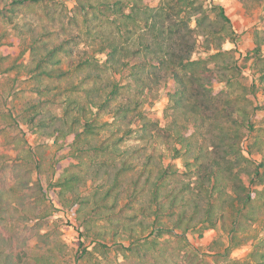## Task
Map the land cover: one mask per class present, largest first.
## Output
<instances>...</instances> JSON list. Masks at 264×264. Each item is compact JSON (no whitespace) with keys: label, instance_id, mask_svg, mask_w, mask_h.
Returning <instances> with one entry per match:
<instances>
[{"label":"trees","instance_id":"16d2710c","mask_svg":"<svg viewBox=\"0 0 264 264\" xmlns=\"http://www.w3.org/2000/svg\"><path fill=\"white\" fill-rule=\"evenodd\" d=\"M240 3L264 26V0ZM255 36L243 55L217 0H0V66L34 93L18 113L0 104V264H264ZM167 86L161 124L150 109ZM25 129L52 142L49 159ZM210 229L207 247L190 241Z\"/></svg>","mask_w":264,"mask_h":264},{"label":"rangeland","instance_id":"374dc122","mask_svg":"<svg viewBox=\"0 0 264 264\" xmlns=\"http://www.w3.org/2000/svg\"><path fill=\"white\" fill-rule=\"evenodd\" d=\"M156 3L159 0H155ZM206 1V5L210 6L212 0H204ZM222 2L225 6L227 14L233 20V24L239 32V39L237 43V49L244 55V51L248 48H253L255 46L256 34L260 37H264V26L261 22L262 10L254 9L251 11H244L240 0H217L218 3ZM70 7L73 6L72 2H68ZM12 32L9 33L3 39V42L10 41L12 39ZM227 48L234 47L233 44L226 45ZM264 48V46H263ZM18 50H13V54L15 56L18 55ZM201 51L197 52V55H202ZM5 66H0V104L4 105L7 108L12 109L14 113H18L23 104L31 97H34V93L31 91V84L24 76H17L15 71L6 72L4 70ZM246 77L249 81H252L251 71L246 70ZM216 89H220V85L215 86ZM169 91V87H163L161 89V95L159 101L156 102L154 106L151 107V114L156 119L160 121L161 124L165 123L164 120V111L168 105V97L167 93ZM255 105L259 108L257 111L255 120L259 123L264 118V95L259 94L255 99ZM3 123L0 124V127H3ZM28 132V138L30 143L33 146H40L41 150L44 151L46 157L49 159L53 155L52 142L47 140H39L35 135ZM2 143H4L2 141ZM6 143V140H5ZM57 210L53 216L54 224L59 226V229L62 233L63 240L69 246L72 253L77 257L79 252L77 250L80 246V235L77 229L76 223L73 217L67 213L61 206L56 205ZM52 222V223H53ZM257 233L259 237H264V223L260 226H257ZM218 235V232L215 230H208L205 232L203 238H199L198 234L193 233L189 236L190 241L196 246L207 247L214 238ZM87 246H89L88 250H92V244L87 242ZM250 245H246L235 249L233 251L232 257L235 259H245L250 252ZM74 257L72 259H74ZM109 260L115 261V255H110ZM120 260V257H119ZM71 264H80L75 263V260L71 261Z\"/></svg>","mask_w":264,"mask_h":264}]
</instances>
